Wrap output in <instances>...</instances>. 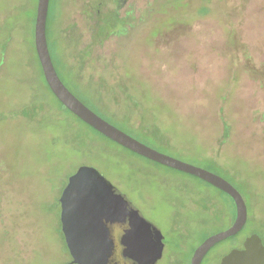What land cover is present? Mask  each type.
<instances>
[{"label": "rangeland", "instance_id": "rangeland-1", "mask_svg": "<svg viewBox=\"0 0 264 264\" xmlns=\"http://www.w3.org/2000/svg\"><path fill=\"white\" fill-rule=\"evenodd\" d=\"M95 1L101 11L116 10L127 28L92 46V58L70 61L75 49L67 36L89 40L87 1L49 0V50L66 57L80 85L71 76L65 83L118 126L93 100L102 98L101 106L119 117L130 99L137 101L130 123H153L168 142L129 126L123 131L239 190L246 222L214 244L203 264H216L251 233L264 238V0ZM28 5L0 0V264H73L57 232L55 198L80 165L94 167L160 230L164 248L156 264H189L204 238L231 225L230 198L63 109L37 69ZM221 118L231 132L220 143Z\"/></svg>", "mask_w": 264, "mask_h": 264}, {"label": "water", "instance_id": "water-1", "mask_svg": "<svg viewBox=\"0 0 264 264\" xmlns=\"http://www.w3.org/2000/svg\"><path fill=\"white\" fill-rule=\"evenodd\" d=\"M49 0H37L34 46L45 81L56 98L92 128L147 159L196 176L227 193L235 217L226 229L207 236L193 251L189 264H200L217 242L236 234L247 219L242 194L224 177L157 151L111 124L80 101L59 78L46 40ZM59 220L73 264H156L163 251L162 235L129 199L94 167L80 165L67 178L60 196ZM218 264H264V244L257 233L241 247L224 254Z\"/></svg>", "mask_w": 264, "mask_h": 264}, {"label": "trees", "instance_id": "trees-1", "mask_svg": "<svg viewBox=\"0 0 264 264\" xmlns=\"http://www.w3.org/2000/svg\"><path fill=\"white\" fill-rule=\"evenodd\" d=\"M25 1H28L29 2V5L27 7V9L29 8V10H28L27 13H28V19H29V23H30V27H31L30 30H32L31 48H32L34 60H35V62L37 64L38 71L42 75V78H43V81H44L45 85L48 87V85H47V83L45 81V78L43 76L42 69H41V66H40V63H39V60H38V57H37V54H36L35 46H34V30L33 29H34V21H35L37 0H25ZM86 1L87 2H86V5H85V8H84L83 15H84L85 20H86V23H87V27L86 28L88 30L89 40H88V42L83 43L82 42V39H81L82 38L81 37V34H80V37L75 38V41L74 40L73 41L70 40L69 36H67L66 39L69 40L68 41L69 44L67 45L68 49L72 48V46L75 49L74 55H72V54L71 55L70 54L66 55L69 58L70 61L71 60L73 61L74 59L78 60V59H80V57L81 58H83V57H85V58H89V57L92 58V56H91L92 55L91 52H92V49H93L92 46L93 47L99 46L100 44H102L108 38H111V37H114V36H120V34H123L125 32V29L127 28L125 26L124 19H122V18L119 19V17L117 16L116 10H114V11H101L99 9V7H98L99 2L96 3L95 0H86ZM48 22H49V4H48V12H47V18H46V28L44 30L47 29ZM66 34H68V33H66ZM46 40H47V45H48V50H49V44H48V38H47V30H46ZM49 54H50L51 60L53 62L54 68H55V70H56L59 78L63 82V84L69 89V91H71L87 107H89L91 110H93L95 113H97L93 108H91L90 106H88L75 92H73L71 90V88H69V86L65 83V80H64L65 76L67 77V76H71L72 75V68L69 65V61L66 59V57H59V56H57L58 58L57 57H53L52 54H51V52H50V50H49ZM70 82L71 83H76L77 85H80L79 82H78V79L77 78L75 79L74 77L71 78V81ZM48 89L50 90L49 87H48ZM122 91H123V93H126L124 95H126L127 99H130L129 95H131V94L127 90V88H124ZM49 92H51V90ZM101 100H102V98H97V100L94 99L93 100L94 105H96L97 108H99L102 112H104L113 121H117L121 126H125V127L126 126H129V127L133 128V129H136V130H138L145 137H147V134H152V137H154L156 140H159L161 142V143L158 142L160 144H165V142H168L166 139H165V141L164 140L163 141L160 140V137H162L161 136L162 134L155 127V124H153V123H150V124L144 123L143 121H139V119H138V122L137 123H135V122L130 123V114H132L131 112H133V110H138V102L137 101H134V100L130 99L131 100L130 106L124 112V114L121 117H119L117 114L114 113V110H112L113 111L112 112L110 109L108 111L105 108V106L103 108V106H101L102 103H100ZM59 103L61 104V106H62L63 109L71 112L60 101H59ZM39 110L40 109H36V111H39ZM59 112L61 113V110ZM219 113L221 115L222 114V111L219 110ZM98 115L101 116L100 114H98ZM101 117L104 118L103 116H101ZM78 119L81 120L80 118H78ZM104 119L107 120L108 122H110L111 124L115 125L116 127H118L119 129H121L123 131V129L121 128V126L116 125L115 123H113L111 120H109L107 118H104ZM259 120L263 123V127H264V110L259 113ZM221 121H222V133H221V137H220V143L221 142H224L229 137L230 132H231V129H230L231 126H230V124L227 121H225L223 118H221ZM95 131L98 132L97 130H95ZM123 132H125V131H123ZM98 133H100V132H98ZM101 135H103V134H101ZM150 161H152V160H150ZM152 162H155V161H152ZM158 164H160V163H158ZM169 168H171V167H169ZM217 168L220 169L219 167H217ZM66 182H67V178L65 179L63 185H61L60 190H59V193H58L57 197L55 198L56 199L55 200V205L57 207V214H58L56 216L57 217V232L60 235V238L62 240V243H63L65 249L68 251L67 246H66V243H65V240H64L63 233L61 231V224H60V220H59V217H58L59 214H60L59 196H60V193H61L64 185L66 184ZM205 183H207V182H205ZM215 188H217V187H215ZM218 190L221 191L222 193L226 194L230 198L231 202L233 203V207H235L232 198L227 193L223 192L222 190H220V189H218ZM233 209H232V211H233V215H232L233 218L232 219L234 220L235 211ZM258 235L261 237L260 234H258ZM261 239H262V242L264 244V238L261 237ZM68 253H69V251H68Z\"/></svg>", "mask_w": 264, "mask_h": 264}, {"label": "flooded vegetation", "instance_id": "flooded-vegetation-1", "mask_svg": "<svg viewBox=\"0 0 264 264\" xmlns=\"http://www.w3.org/2000/svg\"><path fill=\"white\" fill-rule=\"evenodd\" d=\"M249 235H250V234H249ZM230 237H231V236H230ZM204 239H205V238H204ZM204 239H203V240H204ZM203 240H202V241H203ZM243 240H244V239H243ZM243 240L239 243V245H232V246H230L229 249H228L224 254H226L229 250H231V249H233V248L241 247V246H242V242H243ZM202 241H201V242H202ZM201 242H200V243H201ZM200 243H199V244H200ZM163 248H164V247H163ZM195 248H196V247H195ZM195 248H194V249H195ZM193 251H194V250H193ZM193 251H192V253H193ZM162 253H163V251H162ZM224 254H223V255H224ZM205 255H206V254H205ZM205 255H204V257H205ZM223 255H222V256H223ZM222 256H221V257H222ZM204 257L202 258L200 264H203L202 262H203ZM190 258H191V257H190ZM219 261H220V260H219ZM219 261H218L216 264H218Z\"/></svg>", "mask_w": 264, "mask_h": 264}]
</instances>
